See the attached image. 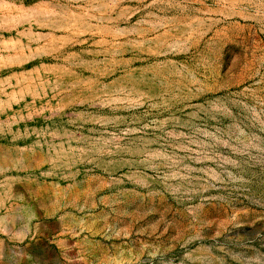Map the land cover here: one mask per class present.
<instances>
[{
  "label": "rangeland",
  "instance_id": "374dc122",
  "mask_svg": "<svg viewBox=\"0 0 264 264\" xmlns=\"http://www.w3.org/2000/svg\"><path fill=\"white\" fill-rule=\"evenodd\" d=\"M0 264H264V0H0Z\"/></svg>",
  "mask_w": 264,
  "mask_h": 264
}]
</instances>
